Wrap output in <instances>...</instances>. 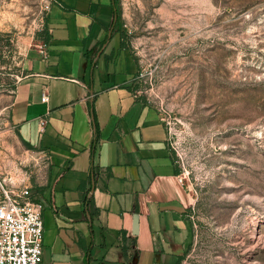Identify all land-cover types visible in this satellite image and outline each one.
I'll return each mask as SVG.
<instances>
[{
    "label": "crops",
    "instance_id": "obj_1",
    "mask_svg": "<svg viewBox=\"0 0 264 264\" xmlns=\"http://www.w3.org/2000/svg\"><path fill=\"white\" fill-rule=\"evenodd\" d=\"M120 1L56 0L12 97L5 132L23 147L21 185L44 204L41 264L185 261L186 190L166 120L137 89Z\"/></svg>",
    "mask_w": 264,
    "mask_h": 264
},
{
    "label": "rangeland",
    "instance_id": "obj_2",
    "mask_svg": "<svg viewBox=\"0 0 264 264\" xmlns=\"http://www.w3.org/2000/svg\"><path fill=\"white\" fill-rule=\"evenodd\" d=\"M47 2L0 0L8 188L25 173L23 147L5 132L10 104L42 41ZM117 13L137 89L162 112L183 177L192 232L182 264H264V0H121Z\"/></svg>",
    "mask_w": 264,
    "mask_h": 264
},
{
    "label": "built area",
    "instance_id": "obj_3",
    "mask_svg": "<svg viewBox=\"0 0 264 264\" xmlns=\"http://www.w3.org/2000/svg\"><path fill=\"white\" fill-rule=\"evenodd\" d=\"M56 0H48L50 10ZM46 45L41 49L45 52ZM49 99L44 93L43 101ZM46 120H41L42 130ZM182 182L183 177L180 175ZM0 200V264H41L43 261L44 204L33 198L29 186L8 188L1 181Z\"/></svg>",
    "mask_w": 264,
    "mask_h": 264
},
{
    "label": "trees",
    "instance_id": "obj_4",
    "mask_svg": "<svg viewBox=\"0 0 264 264\" xmlns=\"http://www.w3.org/2000/svg\"><path fill=\"white\" fill-rule=\"evenodd\" d=\"M42 39H44L45 43L47 42L48 40V37H47V34H46V30H44L43 32V35H42ZM123 36H124V33H123ZM125 44V43H124ZM27 145H30V144H27ZM91 202V200L89 199V203Z\"/></svg>",
    "mask_w": 264,
    "mask_h": 264
},
{
    "label": "water",
    "instance_id": "obj_5",
    "mask_svg": "<svg viewBox=\"0 0 264 264\" xmlns=\"http://www.w3.org/2000/svg\"><path fill=\"white\" fill-rule=\"evenodd\" d=\"M134 234H138V231L137 230H134Z\"/></svg>",
    "mask_w": 264,
    "mask_h": 264
}]
</instances>
